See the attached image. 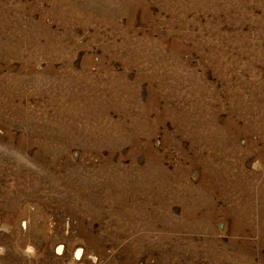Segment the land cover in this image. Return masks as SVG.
Here are the masks:
<instances>
[{
  "label": "rangeland",
  "instance_id": "1",
  "mask_svg": "<svg viewBox=\"0 0 264 264\" xmlns=\"http://www.w3.org/2000/svg\"><path fill=\"white\" fill-rule=\"evenodd\" d=\"M0 264H264V0H0Z\"/></svg>",
  "mask_w": 264,
  "mask_h": 264
},
{
  "label": "bare ground",
  "instance_id": "2",
  "mask_svg": "<svg viewBox=\"0 0 264 264\" xmlns=\"http://www.w3.org/2000/svg\"><path fill=\"white\" fill-rule=\"evenodd\" d=\"M243 124V123H242Z\"/></svg>",
  "mask_w": 264,
  "mask_h": 264
}]
</instances>
